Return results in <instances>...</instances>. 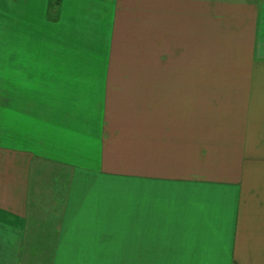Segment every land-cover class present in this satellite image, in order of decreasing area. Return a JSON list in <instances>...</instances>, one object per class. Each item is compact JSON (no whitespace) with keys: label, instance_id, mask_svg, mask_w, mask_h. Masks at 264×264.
Here are the masks:
<instances>
[{"label":"crops","instance_id":"crops-1","mask_svg":"<svg viewBox=\"0 0 264 264\" xmlns=\"http://www.w3.org/2000/svg\"><path fill=\"white\" fill-rule=\"evenodd\" d=\"M30 7L0 44V264H264V0ZM146 183L158 233L115 215Z\"/></svg>","mask_w":264,"mask_h":264},{"label":"rangeland","instance_id":"rangeland-1","mask_svg":"<svg viewBox=\"0 0 264 264\" xmlns=\"http://www.w3.org/2000/svg\"><path fill=\"white\" fill-rule=\"evenodd\" d=\"M42 1L43 0H0V44H4V46L9 45L12 39L11 30L12 28H17L18 20L23 19L24 22H27L28 12L32 9L31 7L28 8V3L31 2L36 8H39ZM38 15L40 14L33 15L31 19L34 17L36 18ZM35 18L33 19L34 27L37 26ZM22 40L26 41L24 38H22ZM7 48L8 47H6V49ZM143 186H145V188L139 189L137 186L132 188V190L127 189L125 191L121 188L120 191L124 193L119 192L115 194V198L118 196L119 200H121V197L123 199L122 201L127 202L125 208H121L119 206L120 203L116 201L115 215L138 219V221L134 223H131L132 221L129 220V224L124 226L128 231L158 233V193L156 192L158 191V187H156V183H146ZM120 227H122V225Z\"/></svg>","mask_w":264,"mask_h":264}]
</instances>
